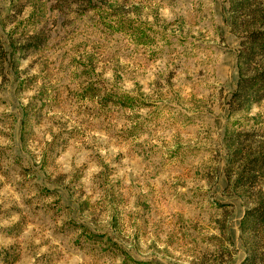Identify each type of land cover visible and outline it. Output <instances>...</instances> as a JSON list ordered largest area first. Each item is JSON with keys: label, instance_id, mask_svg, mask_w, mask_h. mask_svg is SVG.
Returning a JSON list of instances; mask_svg holds the SVG:
<instances>
[{"label": "rangeland", "instance_id": "1", "mask_svg": "<svg viewBox=\"0 0 264 264\" xmlns=\"http://www.w3.org/2000/svg\"><path fill=\"white\" fill-rule=\"evenodd\" d=\"M253 29L264 0H0V264H264Z\"/></svg>", "mask_w": 264, "mask_h": 264}, {"label": "trees", "instance_id": "2", "mask_svg": "<svg viewBox=\"0 0 264 264\" xmlns=\"http://www.w3.org/2000/svg\"><path fill=\"white\" fill-rule=\"evenodd\" d=\"M1 49V47H0ZM3 52V51H2ZM0 50V55H1ZM264 55V29H253L241 41V46L237 55L239 64L248 67V64L255 62V55L258 53ZM6 56V52L2 53ZM264 96V69H256L255 72L249 76L240 75L236 88L232 93V100L230 101L234 110L239 109V104H235L236 100L246 102L249 98H257ZM254 218L259 221L264 220V206L256 208L251 211Z\"/></svg>", "mask_w": 264, "mask_h": 264}]
</instances>
